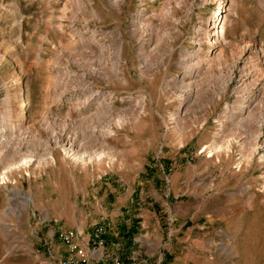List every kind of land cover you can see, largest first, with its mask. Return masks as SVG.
Returning <instances> with one entry per match:
<instances>
[{
  "label": "rangeland",
  "instance_id": "1",
  "mask_svg": "<svg viewBox=\"0 0 264 264\" xmlns=\"http://www.w3.org/2000/svg\"><path fill=\"white\" fill-rule=\"evenodd\" d=\"M76 1L89 13H103L108 29L122 23L121 57L134 65L131 73L138 77L129 19L142 7L139 0H125L121 12L111 10L107 0H0V136L8 128L17 143L12 155L0 158V171L30 157L29 147L37 137L41 150L31 153L29 174L13 171L14 181L0 183V264H59L65 246L61 233L77 231L85 243L96 226L105 228V247L119 245L113 252L126 264L133 259L139 264H264V159H259L264 155V126L253 161L238 166L252 139L250 131L239 128L241 115L232 106L237 95L248 103L233 92L239 75L245 84L254 79L257 98L264 97V0H224V52L213 57L217 62L201 87L199 105L178 125L167 121L177 104L167 80L182 72L175 65L180 55L175 51L169 63L165 49L169 43L175 48L183 45L203 55L208 46L193 41L194 29L218 11V1L185 0L178 7L181 0L163 5L157 0L148 6V16L152 9H167L168 14L148 17L161 26L147 53L151 80L149 76L139 83L130 78L128 88L114 81L117 67L126 69L117 60V35H98L92 42L82 30L86 41L76 47L69 33L59 30L62 11L71 16ZM82 13L78 12V25L83 23ZM89 24L100 27L93 19ZM170 28H175L172 34ZM141 33L148 38V32ZM75 56L79 63L73 61ZM161 58L167 70L159 64ZM95 67H102L109 81L92 75L97 95L89 97L79 77ZM230 72L234 77L225 95L209 105L219 79ZM57 73L62 75L61 88L50 84ZM139 89L148 114L135 124L133 103L120 98ZM59 93L62 99L56 100ZM99 95L112 103L104 106L103 114L96 111ZM260 103L257 110L264 112V99ZM226 104L235 115L221 128L216 119ZM5 116L14 119L12 125L5 124ZM44 121L50 131L42 126ZM57 135L69 138L74 152L87 163L63 161L55 147ZM214 140L216 145L230 141L231 152L210 157L203 149ZM50 153L55 163L38 167L37 154L45 159ZM114 253H107L108 258H119Z\"/></svg>",
  "mask_w": 264,
  "mask_h": 264
},
{
  "label": "bare ground",
  "instance_id": "2",
  "mask_svg": "<svg viewBox=\"0 0 264 264\" xmlns=\"http://www.w3.org/2000/svg\"><path fill=\"white\" fill-rule=\"evenodd\" d=\"M139 1H140V4L142 7L133 11V13L131 14V17L129 19V27H130L129 33L131 34L133 40L136 41V44H134V54L136 55V58H137V65L135 68L137 75H138L137 78H134L132 73H131V70H132L134 65L131 63H128L127 58L121 57V55L123 54V48H124V43H125L124 35H123L122 29H121L122 23H120V26L115 25V27H113L112 29H108L109 26L104 25V24H106L107 21L105 20L106 17L103 15V13H101L97 10H93L91 13H89L88 10L83 6V4L80 1L74 2V12H73V14H71V16H68L66 11L63 10L61 16L59 17L60 23L58 25V28L62 32H68L69 33V35L71 36V39L74 43L73 46H76L78 43L80 44L81 42H84V39L86 41V38H84V36H82V30L84 32H86L87 34H89L92 42L94 41V38L98 35L100 36L102 34H106L109 32L110 33L113 32L115 35H117V37L119 39V41L117 42L118 45L116 48L117 60L121 61L123 63L122 65L126 69H122V68L118 69V67H117V70L114 73V74H116V75H114V78H115L114 81L118 85L126 86V88H128V86L131 85L130 84V78L135 79L139 83H141L145 78H147L149 76H150V80H151L152 63H151V60L148 57L147 53L149 52L148 49L150 47H152L151 44L153 42L151 39L155 38L156 34L159 31L158 27L161 28V26H158V27L155 26L149 20L148 17L149 16H156V17L163 18L165 16V14L167 13V9H163V12H159V13H156V10L152 9L151 15L148 16L147 15L148 12H146L148 6L153 7L158 1L157 0H139ZM159 1H160L161 5L170 2V0H159ZM184 1L185 0H181L179 3H177L178 7H182V3ZM216 1H218V4H219V6L217 7L218 11H215L213 13V16L210 19H208L206 22L203 21L204 25H199L198 27H195V29H194V36L193 37L194 38L197 37V39L192 38L193 41L199 42L200 45L205 44L206 46H208V50L203 55H199L198 54L199 51L197 53H195V51H192L183 45H179L175 48V46H173L172 44L169 43L168 47L165 49L166 54L169 56V60H168L169 63L172 62L174 52L177 51L179 53L180 60H178L177 62L175 61V65L178 66L182 70L181 73L174 74L173 76H171L167 80L168 84L172 86V88L175 92V95L173 96L172 99H173V101L177 100V104H176L174 111H172L169 114L168 119H167V121H170L174 125L180 124L182 120L186 119L189 112L194 107L199 105V103H200V92L202 90L201 87H202L204 81L207 79V76L210 74V70L212 69V63L217 60V59L215 60V58H213V57L215 56L216 52H217V56H219V57H221V54L224 52V48H223L224 42L222 40L223 39L222 38L223 37L222 36L223 35V33H222L223 32L222 31V20H223V11H224V7H225V2H224V0H216ZM106 4L111 10H116L118 12L119 11L121 12V10L123 9V5L125 4V0H107ZM79 11L84 13V15L82 17L83 21L81 20L83 23L81 25L77 24V22L79 21V17H78ZM188 13H189V11H188ZM51 18H54V15H53V17L51 15ZM66 18H67V20H66ZM90 19L91 20L93 19V20L99 22L100 27L90 28L89 27ZM65 21H67V23H65ZM101 24L104 26H101ZM52 29L54 30V26H52ZM174 29L175 28H170L171 34H172V30H174ZM142 30L148 32V38L145 35H142L144 33V32L141 33ZM173 33H177V32L173 31ZM60 34H62V33H60ZM159 40H161V39L159 38ZM155 43L157 44V41H155ZM51 45H52V47H56L55 44H53V40H51ZM79 46L81 47V45H79ZM73 51H75V48L72 50V52ZM70 52H71V49H70ZM54 58H55V56H54ZM151 59H153V57ZM58 60H59V58L56 57L55 63H58ZM236 60H234V61H236ZM73 61L75 63H79L81 61V59H77V57H76L73 59ZM159 64L161 65L162 68L166 67V62H164V58H161L159 60ZM167 69H168V67L165 68V70H167ZM89 70H88L89 72L86 71L84 74H82L83 72L80 73L81 78L79 77V80L81 79L80 81L84 83L82 85V88H84L83 90H86L89 97H94V95H97V94L94 92L95 88L93 87L94 80L91 79L92 75L98 74V76H100V78L102 80H104L105 82L108 83V81H109L108 73L105 72V70L102 67H95L94 69L90 68ZM244 71H245V68H241V72H244ZM233 77H232V72H230L227 74V77L225 79L224 78L219 79L218 89L207 100V103L209 105H213L215 101L220 100L225 95V93L227 91L228 84L232 80ZM75 80H77V79H75ZM61 81H62V75H61V73H57V75L54 76V79L52 80V82L50 84H53L54 86L61 88V84H60ZM256 84H257V82L254 79H251L247 84H245V82L242 80V75H239L238 79L236 80V84L233 88L234 93L242 94L243 97H245V99L248 100V103H246V105H245L244 102L239 100V97L237 95L236 98L233 99L234 101L232 102V106L235 105L234 108L236 110L234 112H238L239 115H241L240 122H238L239 128L243 127V128H246L245 130L250 131V135H251V139H252V140H250L251 142L249 143V145L246 146L244 151H242V158L240 157V160L238 162V166H241L243 163L250 164L253 161L255 154L258 153V148H259L258 147V140L260 139L262 129L264 126V112H262V111L258 112V110H257L259 105H261V103H260L261 100L264 99V97L261 99L257 98V95H256L257 93L255 92ZM85 86H86V89H85ZM60 90H62V89H60ZM97 92L104 95V93H102L101 91H97ZM262 92H263V90L260 93L262 94ZM60 95H61L60 93L57 95L56 100L62 99ZM102 95L98 96V97H100V102L97 103V106H96V111H98V113L101 112L103 108L106 109V107H104V106H107V105L109 106L112 104L109 100V97H108V99H106V97H103ZM120 99L122 102L126 100V104L133 103L132 105L135 108L136 113L131 116V119H132L131 122H133L135 124L142 122L144 119V116H146L148 114L147 113V107H146V104H147L146 97L144 96L142 91L139 89V90H136L134 94L133 93H127L126 99H124V98H120ZM4 100L6 102L8 101L7 98ZM82 101H83V98H82L81 102ZM87 102L88 101L86 100L85 103H87ZM72 103L75 106H78L80 104V103L77 104V102H74V101H72ZM131 110L133 112V109H131ZM234 112L231 113L230 112V105L226 104V106L224 107V110L222 111L223 114L218 116V118L216 119L217 123L219 124V127L223 128V126L227 122L231 121L233 115H235ZM102 114H103V111H102ZM89 116H91V115H89ZM242 116H244V118ZM86 117H88V116H86ZM86 117L84 119H86ZM5 118H6L5 124L6 125L7 124L12 125L11 123L14 121V119H12V117H11V119L9 121L7 116H5ZM117 119L119 122V121H121L122 118L118 116ZM22 120H23L22 117L18 120L19 129L22 128V125H23ZM204 123H205V121H204ZM60 124H62V123H60ZM42 126L48 131H50L52 129V128L49 129L50 125L48 126V123L46 121H44L42 123ZM77 127L78 126L76 125V128ZM239 128L237 127V129H239ZM7 129L8 128H6L5 131L3 130V132L0 136V158L2 156H5L8 152H10L12 155V152H14L17 148V143H14V141L12 140V136H11L12 134H9L7 132ZM234 129H235V127H234ZM57 133L59 134V132H57ZM59 135H57L58 140H56V142H55V147L58 148L62 152L63 161H65V162L69 161V162H72L75 164L85 165L87 162L83 158L77 156V154L74 152L73 145H72L73 142H71V140L69 138H63L62 136H60V138H59ZM105 135H107V134H105ZM54 137L55 136H53V138ZM71 138H73V137H71ZM38 139H39L38 137L36 139H33V140L31 139L33 141L32 142L33 144L30 143L31 146L29 147V152L39 153V151H41L38 148V143H40V142H38ZM261 145H262V143H261ZM231 150H232V144L230 141L229 142L227 141V143H225L224 145H218V144L216 145L215 140L213 142H210L209 144H206L204 146V149H203V151H205V152L208 151V154L210 157H213L214 155H218V154L228 155L231 152ZM10 153H8V154L10 155ZM31 153H30V157H28L27 159H24V160L17 162V163L12 162V163L6 164L5 167H3V169L0 171V183L6 185L10 181L11 182L14 181V179L11 178V174L13 173V171L20 173L21 175L29 174L28 173L29 168L34 164L32 159H31V157H32ZM259 159H261V161H262L264 159V155H261ZM55 161H56V156L53 153H50L49 156L46 157L45 159L43 158L42 154H40V155L37 154L36 165L38 167L45 166L46 164H53V163H55ZM29 199H30V197H29Z\"/></svg>",
  "mask_w": 264,
  "mask_h": 264
},
{
  "label": "built area",
  "instance_id": "3",
  "mask_svg": "<svg viewBox=\"0 0 264 264\" xmlns=\"http://www.w3.org/2000/svg\"><path fill=\"white\" fill-rule=\"evenodd\" d=\"M60 240L66 246L67 254L59 264H124L119 258L109 259L105 254L106 231L102 226H96L85 243H81L80 234L74 230L62 232ZM129 264L139 262L133 259Z\"/></svg>",
  "mask_w": 264,
  "mask_h": 264
},
{
  "label": "crops",
  "instance_id": "4",
  "mask_svg": "<svg viewBox=\"0 0 264 264\" xmlns=\"http://www.w3.org/2000/svg\"><path fill=\"white\" fill-rule=\"evenodd\" d=\"M106 245H107V242H106ZM118 246L119 245H117V246H115V248L114 247H110V246H106L105 247V252H106V254L108 253V255H109V253H114L115 251H114V249H117L118 248ZM114 251V252H113ZM66 254H67V252H66V248H65V246H64V256L62 257V258H64L65 256H66ZM115 254V253H114ZM107 255V256H108ZM116 255V254H115ZM116 256H118V255H116ZM119 257V256H118ZM119 259L124 263V264H126V260H124V259H122V258H120L119 257Z\"/></svg>",
  "mask_w": 264,
  "mask_h": 264
}]
</instances>
